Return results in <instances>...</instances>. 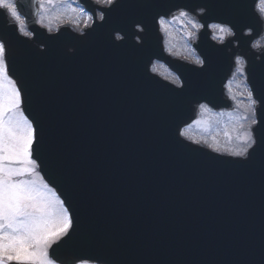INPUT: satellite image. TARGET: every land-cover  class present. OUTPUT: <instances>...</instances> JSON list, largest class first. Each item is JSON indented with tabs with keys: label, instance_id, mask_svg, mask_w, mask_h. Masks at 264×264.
<instances>
[{
	"label": "snow or ice",
	"instance_id": "6c2138e0",
	"mask_svg": "<svg viewBox=\"0 0 264 264\" xmlns=\"http://www.w3.org/2000/svg\"><path fill=\"white\" fill-rule=\"evenodd\" d=\"M64 2L47 0L48 5ZM0 9L18 22L14 36L0 34V264H124L114 256L110 235L97 238L90 188L80 164L54 134L48 110L41 104L39 112L26 114L25 104L31 103L33 95L12 65L17 58L34 62L35 33L20 27L23 21L15 2L0 0ZM67 10V15L55 17V27L43 15L37 23L48 33L71 28L79 34L72 37V50L63 54L69 61L83 59L82 45L102 33L108 51L138 62L134 85L124 82L119 65L112 68L119 86L136 100L155 99L159 106L189 105L194 112L198 106L202 117L211 114L209 105L220 100L213 83L221 64L227 62L232 77L242 78L243 91L238 95L246 99L247 115L238 122L235 136L226 132V145L215 137L212 142L197 139L190 134L191 125L181 129L186 122L175 120L176 135L158 140L153 147L172 167L185 160L200 161L198 154L208 157L207 162L201 161L208 165H227L236 190L256 171L264 189V0L258 4L256 0H84V6L68 5ZM174 23L181 25L188 53L183 59L189 62L177 67L179 75L160 71V60L177 65L173 58L182 55L169 41L159 46L161 34L172 36ZM58 39L54 34L37 44L39 55L48 54ZM153 57L158 59L153 62ZM231 85L228 79V95L236 100ZM194 123L210 126L207 119ZM180 137L237 159L210 156Z\"/></svg>",
	"mask_w": 264,
	"mask_h": 264
},
{
	"label": "water",
	"instance_id": "95a60500",
	"mask_svg": "<svg viewBox=\"0 0 264 264\" xmlns=\"http://www.w3.org/2000/svg\"><path fill=\"white\" fill-rule=\"evenodd\" d=\"M16 4L35 33L34 62L17 58L12 65L33 95L25 104L26 114H36L41 104L48 110L54 134L78 161L90 188L97 238L111 236L115 258L124 264H264V189L258 172L251 171L244 187L236 190L227 165H208V157L198 154L200 161L172 167L153 147L176 135L173 121H185L181 129L193 123L198 106L194 112L189 105L159 106L155 99H134L119 86L112 68L119 65L124 82L134 85L138 62L108 51L102 33L82 45L83 59L64 58L78 35L68 28L55 33L58 41L40 56L36 45L54 34L38 26L37 0ZM16 25L0 9V34L14 36ZM159 46L164 47L162 35ZM160 61L178 75L177 67L187 64ZM231 76L227 62L222 63L213 83L220 100L211 108H233L225 96ZM180 139L210 156L237 159Z\"/></svg>",
	"mask_w": 264,
	"mask_h": 264
},
{
	"label": "rangeland",
	"instance_id": "374dc122",
	"mask_svg": "<svg viewBox=\"0 0 264 264\" xmlns=\"http://www.w3.org/2000/svg\"><path fill=\"white\" fill-rule=\"evenodd\" d=\"M12 2H15V0H12ZM38 3H39V10H40L38 20L42 15L46 17V21H45L46 23L48 21V18H51L54 27L58 23V21H56L55 19L57 15H60L61 13H64L65 15H67L68 5H71L72 7H76L77 4H79L77 0H65L64 4L62 5L61 4L48 5L47 0H38ZM41 3L45 5L44 8L40 7ZM20 18L23 21V23L20 24V27L28 31L26 23H25V19L21 15H20ZM163 36H164V41H169L170 45L174 46V51L181 52L182 54L181 57H176V58L184 60L183 56L187 55L188 53L186 52V45H185V40L183 38V34L181 31V25L179 23H174L172 25V36L166 37L164 34ZM160 63L163 65V67H161L160 69L161 72H165V73L172 72L164 63L162 62ZM231 79H232L231 87L233 90L232 95L236 96V100L231 99V97L228 95V90H227V95L234 102L235 108L232 111L214 112L212 110L211 114H206L203 117L200 115L199 119H207L209 121L210 126L205 128L203 125H197L195 123L192 124L190 128V134L193 137L197 139H201V138L207 139L209 142H212V138L215 137V139L219 141L221 145H226L228 142V137L225 136V133L228 132L229 134L235 136L236 134L235 128L238 122H243L242 118L246 116L247 113L244 108V104H246V99L245 97L238 95V93L243 91V85L240 83L242 78L239 75H237L236 77H232ZM238 101L240 103H238ZM221 113H223V115H220ZM200 145L207 147L204 144H200ZM210 150L212 151V149ZM219 154H223V153H219Z\"/></svg>",
	"mask_w": 264,
	"mask_h": 264
}]
</instances>
